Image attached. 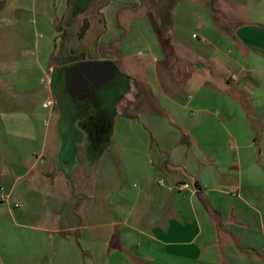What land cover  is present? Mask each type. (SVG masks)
Instances as JSON below:
<instances>
[{
    "label": "crops",
    "instance_id": "0c3cea01",
    "mask_svg": "<svg viewBox=\"0 0 264 264\" xmlns=\"http://www.w3.org/2000/svg\"><path fill=\"white\" fill-rule=\"evenodd\" d=\"M4 1L0 264H264V0H152L150 35L93 59L129 83L97 151L59 124L52 61L37 86H16L27 35L9 17L20 5ZM128 2L110 0L105 20L130 26ZM43 7L49 17L54 4ZM40 101L56 126L40 133L37 166L11 134Z\"/></svg>",
    "mask_w": 264,
    "mask_h": 264
},
{
    "label": "rangeland",
    "instance_id": "374dc122",
    "mask_svg": "<svg viewBox=\"0 0 264 264\" xmlns=\"http://www.w3.org/2000/svg\"><path fill=\"white\" fill-rule=\"evenodd\" d=\"M63 1L15 0L20 5V9L19 11H11L9 17L14 20L15 27L23 28V33L27 35L26 44H28L25 51L16 55L20 59L15 58V61L21 62L14 64L16 66L14 82L21 89L37 86L41 79L39 70L43 74L46 73L49 61H52L53 65L49 71L51 74L56 67L71 60L79 62L80 58L84 57L86 61H94L95 58L103 57L106 55L103 51L114 50L121 41L123 44L125 39L127 40L125 42L127 43V50H133L137 45V42L134 43V40H136L135 33L142 29L145 30L144 35H150L151 19L154 14L152 11L155 12L154 8H158V5L153 4L152 0H129L130 3L128 2L125 6L135 20L131 22L130 26L126 22L120 28L117 19L115 20L114 13L112 17L107 15V20H105L104 7L110 0H88L87 4L80 7V13L78 12L75 15L73 11L76 7L74 6L77 3L82 5V0H70V3L68 2L70 4L69 9L64 10L65 13L62 15ZM125 1L117 0L118 5H115V7L121 6ZM47 2L54 4V8L47 17L48 8L43 7L46 11L44 17L42 5ZM125 10L123 9L119 16H124ZM84 20H87L89 26L85 35L80 39L78 33ZM104 33H106L105 36ZM164 37H168L167 32ZM124 44L123 46H125ZM93 46L98 47V50H93ZM128 87L129 83L126 80L122 93H125ZM51 94L54 100L53 108L58 113V106L52 91ZM38 111L40 114L36 118L25 112L19 116L17 125L13 126L15 131L11 134L15 150L21 152L25 158H29V163H36L37 166L43 162L42 157L39 156V143H37L40 133L47 125L53 128L56 126V117L49 116L50 110L43 109L41 101L39 102ZM84 115L87 116L88 114ZM12 119L14 120V118ZM60 121V126L64 127V122L61 119ZM23 127H29V131L25 132ZM107 141L109 142L108 136L105 138L104 143H107ZM85 153L91 154L92 152L85 149ZM40 183V181H37L35 185L40 187ZM1 186L2 192L6 194L7 187L3 184Z\"/></svg>",
    "mask_w": 264,
    "mask_h": 264
},
{
    "label": "flooded vegetation",
    "instance_id": "af4514ba",
    "mask_svg": "<svg viewBox=\"0 0 264 264\" xmlns=\"http://www.w3.org/2000/svg\"><path fill=\"white\" fill-rule=\"evenodd\" d=\"M77 62L52 70L55 102L64 125L84 131L86 138L93 143V150L97 151L109 134L112 115L124 94L125 78L114 68V76L106 82L100 81V76L90 74V83L85 86L75 84L71 79L75 73L67 70Z\"/></svg>",
    "mask_w": 264,
    "mask_h": 264
},
{
    "label": "water",
    "instance_id": "95a60500",
    "mask_svg": "<svg viewBox=\"0 0 264 264\" xmlns=\"http://www.w3.org/2000/svg\"><path fill=\"white\" fill-rule=\"evenodd\" d=\"M75 73L71 79L72 83L82 84L92 81L90 74L100 76V81L106 82L114 76V66L110 61H80L71 66L67 72ZM65 89H67V78L65 79Z\"/></svg>",
    "mask_w": 264,
    "mask_h": 264
},
{
    "label": "trees",
    "instance_id": "16d2710c",
    "mask_svg": "<svg viewBox=\"0 0 264 264\" xmlns=\"http://www.w3.org/2000/svg\"><path fill=\"white\" fill-rule=\"evenodd\" d=\"M69 2H70V0H69ZM4 5H5V1L4 0H0V11L3 9ZM88 26H89V24H88L87 20H84L83 24H82V26H81V28L79 30V33H78V37L80 39L85 35ZM80 59H83V57H81ZM52 90L54 92L53 86H52Z\"/></svg>",
    "mask_w": 264,
    "mask_h": 264
},
{
    "label": "built area",
    "instance_id": "2783aa9c",
    "mask_svg": "<svg viewBox=\"0 0 264 264\" xmlns=\"http://www.w3.org/2000/svg\"><path fill=\"white\" fill-rule=\"evenodd\" d=\"M49 106V103H46L44 104V107H48ZM189 187L188 184H181L177 187L178 190H181V189H187ZM0 200L1 201H5L6 200V196L1 192L0 190ZM15 206H19V205H15Z\"/></svg>",
    "mask_w": 264,
    "mask_h": 264
}]
</instances>
